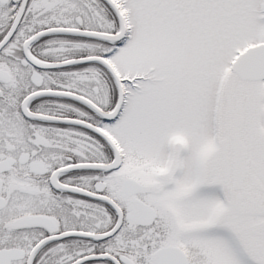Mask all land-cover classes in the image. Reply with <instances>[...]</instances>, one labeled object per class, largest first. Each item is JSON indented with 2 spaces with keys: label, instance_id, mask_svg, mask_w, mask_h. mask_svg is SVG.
Returning <instances> with one entry per match:
<instances>
[{
  "label": "snow or ice",
  "instance_id": "1",
  "mask_svg": "<svg viewBox=\"0 0 264 264\" xmlns=\"http://www.w3.org/2000/svg\"><path fill=\"white\" fill-rule=\"evenodd\" d=\"M0 264H264V0H0Z\"/></svg>",
  "mask_w": 264,
  "mask_h": 264
}]
</instances>
